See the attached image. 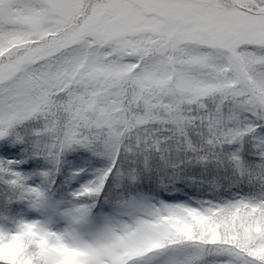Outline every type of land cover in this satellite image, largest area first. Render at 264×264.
Listing matches in <instances>:
<instances>
[{"label": "snow or ice", "instance_id": "snow-or-ice-1", "mask_svg": "<svg viewBox=\"0 0 264 264\" xmlns=\"http://www.w3.org/2000/svg\"><path fill=\"white\" fill-rule=\"evenodd\" d=\"M0 264H264V0H0Z\"/></svg>", "mask_w": 264, "mask_h": 264}]
</instances>
